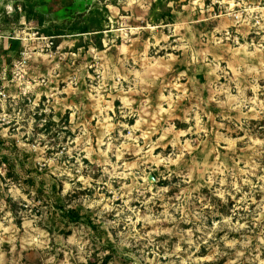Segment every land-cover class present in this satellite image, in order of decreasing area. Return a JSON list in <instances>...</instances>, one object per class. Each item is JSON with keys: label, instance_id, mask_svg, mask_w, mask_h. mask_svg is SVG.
<instances>
[{"label": "rangeland", "instance_id": "1", "mask_svg": "<svg viewBox=\"0 0 264 264\" xmlns=\"http://www.w3.org/2000/svg\"><path fill=\"white\" fill-rule=\"evenodd\" d=\"M150 1L97 50L0 0V264H264V0Z\"/></svg>", "mask_w": 264, "mask_h": 264}, {"label": "trees", "instance_id": "2", "mask_svg": "<svg viewBox=\"0 0 264 264\" xmlns=\"http://www.w3.org/2000/svg\"><path fill=\"white\" fill-rule=\"evenodd\" d=\"M21 3L33 2L34 6L30 11L26 10L24 16L27 21H35L37 31L44 37L52 38L55 46H58L62 39L74 37L80 43L75 45V49L86 48L88 44H82L83 36H91L92 45L97 50L103 49V35L108 31V21L105 14L108 13L107 4L116 6V0H14ZM97 2H104L102 8L97 6ZM54 4L56 9L48 8ZM169 12L160 13L156 19L170 17ZM18 16V14H16ZM17 18V17H16ZM60 214L69 223H76L84 219L77 210L60 207ZM89 225L92 223L87 219ZM68 233V232H67Z\"/></svg>", "mask_w": 264, "mask_h": 264}, {"label": "crops", "instance_id": "3", "mask_svg": "<svg viewBox=\"0 0 264 264\" xmlns=\"http://www.w3.org/2000/svg\"><path fill=\"white\" fill-rule=\"evenodd\" d=\"M209 3V0H151L148 9H149V20L148 23L152 24V26H171L173 23H175V18L173 17L174 14L180 15L181 13H185L186 9H189V14L194 13V11L197 9L199 12L201 11V7L204 5L207 6ZM176 4V8H174V5ZM158 6H162L165 8L163 12H169L168 9L171 10L170 17H164L161 19H156V17L162 13L159 12ZM115 8V7H114Z\"/></svg>", "mask_w": 264, "mask_h": 264}, {"label": "built area", "instance_id": "4", "mask_svg": "<svg viewBox=\"0 0 264 264\" xmlns=\"http://www.w3.org/2000/svg\"><path fill=\"white\" fill-rule=\"evenodd\" d=\"M44 39H46L48 41V45H47L48 47L53 46V43L51 42L52 39H50V38H48V39L44 38Z\"/></svg>", "mask_w": 264, "mask_h": 264}]
</instances>
